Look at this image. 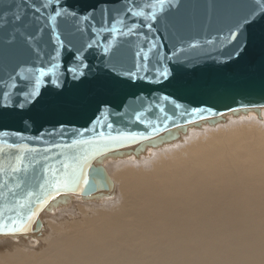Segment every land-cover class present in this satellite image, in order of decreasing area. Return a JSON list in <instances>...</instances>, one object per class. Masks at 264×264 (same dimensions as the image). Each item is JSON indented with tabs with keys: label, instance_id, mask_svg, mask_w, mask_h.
Here are the masks:
<instances>
[{
	"label": "water",
	"instance_id": "water-1",
	"mask_svg": "<svg viewBox=\"0 0 264 264\" xmlns=\"http://www.w3.org/2000/svg\"><path fill=\"white\" fill-rule=\"evenodd\" d=\"M219 2L0 0V234L38 233L59 195L108 191L104 157L260 113L264 19L239 56L228 29L264 0H230L229 14Z\"/></svg>",
	"mask_w": 264,
	"mask_h": 264
},
{
	"label": "bare ground",
	"instance_id": "bare-ground-1",
	"mask_svg": "<svg viewBox=\"0 0 264 264\" xmlns=\"http://www.w3.org/2000/svg\"><path fill=\"white\" fill-rule=\"evenodd\" d=\"M223 119L104 157L111 188L57 196L36 234H0V264H264V107Z\"/></svg>",
	"mask_w": 264,
	"mask_h": 264
},
{
	"label": "snow or ice",
	"instance_id": "snow-or-ice-1",
	"mask_svg": "<svg viewBox=\"0 0 264 264\" xmlns=\"http://www.w3.org/2000/svg\"><path fill=\"white\" fill-rule=\"evenodd\" d=\"M160 2L163 3V0H160ZM214 7L224 14H229L235 6L230 2V0H220L219 3L214 5ZM258 19H264V12H262L261 15L257 17L254 15V10L251 8H249L247 11L234 14L230 17L231 22L228 29V37L233 45L230 56H239L242 51L246 50L247 38L245 33H247L254 26ZM81 66L82 62L81 65H78L77 67H69L67 69V74H70L73 78H76L78 74L83 75L84 73L80 71ZM40 96H42V93L37 89L31 91L23 102L24 107H27L29 101L38 102L37 97Z\"/></svg>",
	"mask_w": 264,
	"mask_h": 264
}]
</instances>
